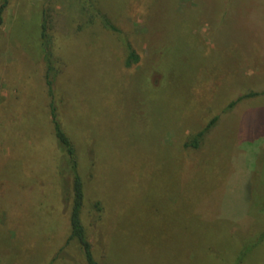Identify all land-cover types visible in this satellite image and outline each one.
Returning <instances> with one entry per match:
<instances>
[{
    "label": "rangeland",
    "instance_id": "374dc122",
    "mask_svg": "<svg viewBox=\"0 0 264 264\" xmlns=\"http://www.w3.org/2000/svg\"><path fill=\"white\" fill-rule=\"evenodd\" d=\"M93 1L120 33L92 21L82 0H8L3 11L0 264H87L68 240L72 176L42 42L95 257L264 264V0ZM127 43L139 56L132 67ZM249 92L258 94L225 110ZM215 116L200 147H184Z\"/></svg>",
    "mask_w": 264,
    "mask_h": 264
},
{
    "label": "trees",
    "instance_id": "16d2710c",
    "mask_svg": "<svg viewBox=\"0 0 264 264\" xmlns=\"http://www.w3.org/2000/svg\"><path fill=\"white\" fill-rule=\"evenodd\" d=\"M82 1H84L87 4L90 11L94 12L91 14L92 21L93 19H99L104 28L116 33H120L119 28L112 22V20L109 19V17L106 14H104L97 7V5L93 0H82ZM7 5H8V0H1L0 24H1L3 11L7 7ZM41 28H42L41 38L43 41H47L49 22H48V15L46 12L43 13ZM41 45L43 48L45 61L47 65V70L45 73V83L47 87V93L50 98L49 109H50V116H51L54 137L60 149L63 150V152L65 153L66 165L72 176L73 201H72V208L70 213V235L68 240L76 241L78 243L87 264H103L95 257L92 244L89 240L86 227L83 223V211L85 206V184L79 171L80 166H79L77 149L75 147V144L68 136V134L66 133L63 127V123L59 112V107L56 101V94L54 88L56 73L54 71L55 70L54 64L52 63V52H51L50 42H42ZM127 50H128V56L125 60V66L132 67L133 64L139 62V56L132 49L129 43H127ZM257 94H258L257 92H249L243 94L239 96L237 99L233 100L226 107L225 110L228 111L232 109L241 100L254 97ZM218 120H219V116H215L213 119L209 121V123L203 129L198 131L196 134L189 136L184 143V147L199 148L205 135L217 124ZM94 208H96L98 212H102L101 203L99 201L94 203ZM245 253H246L245 249L244 251H242V253H240L239 256L240 262L242 261L241 259H244L246 255ZM237 264H241V263H237Z\"/></svg>",
    "mask_w": 264,
    "mask_h": 264
}]
</instances>
